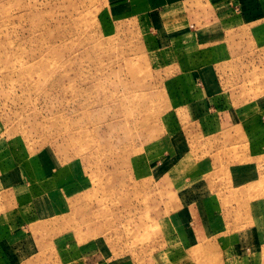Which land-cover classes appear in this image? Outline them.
Segmentation results:
<instances>
[{
  "label": "rangeland",
  "instance_id": "rangeland-1",
  "mask_svg": "<svg viewBox=\"0 0 264 264\" xmlns=\"http://www.w3.org/2000/svg\"><path fill=\"white\" fill-rule=\"evenodd\" d=\"M0 264H264V0H0Z\"/></svg>",
  "mask_w": 264,
  "mask_h": 264
},
{
  "label": "crops",
  "instance_id": "crops-1",
  "mask_svg": "<svg viewBox=\"0 0 264 264\" xmlns=\"http://www.w3.org/2000/svg\"><path fill=\"white\" fill-rule=\"evenodd\" d=\"M178 1H180V0H175V2H171V0H164V3H176V2H178ZM214 9H213V11L214 12H212V11H210V10H207V11H203L202 13H198L197 14V17H199V19H197L196 21H194V20H187L186 19V17H188L189 18V16L187 15L188 13H187V11L185 10L186 8H182V13L184 14L183 15V17L181 18V16H178L177 17V19H176V24L178 25V26H180V25H182V24H187L188 26L190 25V24H193L195 27H197V28H201V27H206L208 24L210 25V24H213V22H215V21H219L220 20V18L222 17V14H219L218 13V8H216V7H213ZM207 15V16H206ZM215 15H217V19L215 20V21H213L214 20V16ZM210 20H212V23H211V21ZM202 30H207V28H203ZM203 31V32H204ZM202 34H204V33H202ZM207 36V35H206ZM208 83V82H207ZM248 169L250 168H252L251 166L250 167H247ZM255 168H256V166H255ZM247 232H250L249 230L247 231ZM250 243V242H249ZM252 245V244H251ZM251 245H247V247H250L251 248ZM256 245H258L257 243H255V246ZM254 247V246H253ZM252 247V248H253Z\"/></svg>",
  "mask_w": 264,
  "mask_h": 264
}]
</instances>
